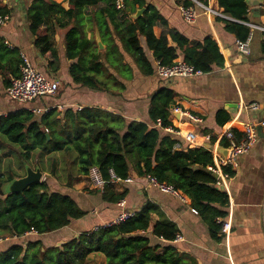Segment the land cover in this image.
Instances as JSON below:
<instances>
[{"label": "trees", "instance_id": "1", "mask_svg": "<svg viewBox=\"0 0 264 264\" xmlns=\"http://www.w3.org/2000/svg\"><path fill=\"white\" fill-rule=\"evenodd\" d=\"M199 1L208 4V0ZM177 2L183 7L197 6L193 0ZM100 3L104 6L95 14L103 41L108 45L105 53L99 50L98 42L89 40L80 31L82 10ZM217 3L218 9L233 18L217 17L225 23V29L237 40H246L253 31L246 23L250 22L251 7L245 0H217ZM138 6L145 11L133 17ZM0 13L11 14L5 0H0ZM57 15L80 19L65 37L66 56L74 60L70 76L77 85L96 90L115 87L110 83L119 85L118 76L104 75L108 66L125 69L123 75L131 78L125 54L144 75H153L155 65L148 58L141 37L155 61L162 65L185 61L207 73L225 63L218 43L211 37L195 42L176 30L158 34L155 26L166 21L145 0H126L124 9H118L114 0H70L69 9L54 0H34L28 9V20L32 33L37 35L36 46L42 53L53 51V46L48 31L41 33L40 26ZM111 25L118 39L111 37ZM22 62L18 48H9L0 42V73L5 87L20 77ZM174 95L171 88L158 89L152 95L148 121L128 120L100 107L68 108L63 112L53 109L42 114L18 109L0 116V155L6 158L7 164L4 170L0 157V183L24 175L11 164L12 150L22 168L26 164L33 166L35 162L34 167L39 166L65 187H72L78 176H86L92 167H98L106 180L102 189L104 198L110 202L124 199L123 194L114 190L110 171L127 178L134 170L140 176L155 177L187 195L192 207L215 234L221 229L218 218L227 214L218 205L226 206L228 195L218 187V178L210 169L215 167L213 152L205 147H189L180 135L167 131L168 127L177 129L170 118ZM217 120L224 125L230 115L220 111ZM232 131L237 138L242 136L239 129ZM221 144L228 146V139L224 137ZM222 170L229 176L234 173L230 166ZM151 211L147 208L120 224L83 232L60 245L46 246L41 239L21 243L12 237H21L30 231L38 235L57 231L85 214L72 196L52 189L47 179L34 183L23 192L0 196V237L5 243L4 246L0 242V264H87L89 256L96 252L105 255L107 264H195L173 244H152L147 234L138 233L150 228ZM152 233L172 242L179 231L174 223L163 219L154 225Z\"/></svg>", "mask_w": 264, "mask_h": 264}, {"label": "crops", "instance_id": "2", "mask_svg": "<svg viewBox=\"0 0 264 264\" xmlns=\"http://www.w3.org/2000/svg\"><path fill=\"white\" fill-rule=\"evenodd\" d=\"M5 1L11 14L7 22L0 25V42L9 48H18L34 67L58 83L59 90L55 96L18 101L7 93L8 87L3 85L4 77L0 73V116L18 109L42 114L53 109L63 112L68 108L100 107L123 115L128 120L148 121L152 95L160 88H171L175 93V105L202 118V122L197 123L183 113L171 115L177 129L182 131V138L188 131L194 134L192 142L185 140L184 143L189 147L210 149L214 154L215 165L219 164L220 156L226 153V147L221 141L227 130L237 128L241 132L244 124L264 118V31H253L251 52L243 54L237 48L235 35L225 29V23L218 20L217 16L205 13L196 6L199 15L195 22L189 23L184 19L183 6L177 0H145L166 21L165 24L158 22L155 26L158 34H169L171 30H176L195 42L211 37L224 55V65L196 76L160 78L156 73L155 58L141 37L148 58L155 65L154 74L144 75L132 58L125 54L132 77L126 78L123 75L122 70L125 69L108 66L104 75L118 76L119 85L110 83V86L115 87L96 90L75 84L70 76V66L74 60L66 56L65 37L80 19L57 15L43 23L40 32L46 34L48 31L53 51L42 53L36 46L37 35L32 33L28 20V9L34 0ZM54 1L65 9L70 7V0ZM208 3L218 8L217 0H208ZM103 6L100 3L82 10L83 24L80 31L91 41L97 42L101 38L103 47L99 50L104 52L108 45L103 41L95 14ZM132 16L136 17V13ZM67 22L70 24H65ZM249 23L264 26V6L255 9L251 7ZM110 29L111 37L117 36L113 25ZM250 104H258L260 108H246ZM220 111L230 115V120L224 125H220L217 120ZM232 170L234 173L231 176L220 177V183L217 184L227 192L228 204L223 207L218 205L227 214L218 218L217 223L221 229L215 234L201 214L192 207L187 195L162 191L147 176H140L134 170L130 173L132 182H112L114 190L124 195L120 202L107 201L103 190L93 186L88 175L78 176L72 187H65L55 177L44 172L43 180L47 179L52 189L72 196L85 214L57 231L43 235L30 231L12 239L21 243L28 239H41L46 246L60 245L83 232L108 226L122 211H131L137 215L151 208L150 228L138 233L147 234L152 244H173L195 264H264V129L249 152L238 157L237 165ZM163 219L176 225L181 239L168 242L153 235L154 225ZM226 222L229 223L227 232L223 231ZM2 245L5 246V243L2 242ZM98 261L107 264L105 255L97 252L89 256L87 264H97Z\"/></svg>", "mask_w": 264, "mask_h": 264}, {"label": "built area", "instance_id": "3", "mask_svg": "<svg viewBox=\"0 0 264 264\" xmlns=\"http://www.w3.org/2000/svg\"><path fill=\"white\" fill-rule=\"evenodd\" d=\"M197 7L204 10L205 13H211L217 17L225 18V19H233L226 13L222 12L218 8L211 7L208 4H205L199 0H193ZM125 2L126 0H114L115 6L118 9H124L125 8ZM182 13L184 16V19L189 22L193 23L198 17V12L196 7H182ZM9 19V15H3L0 13V25H3L7 22ZM251 29L254 31L255 29H259L261 31H264L263 25H258L254 23L246 22ZM253 31L249 34L246 40L240 41L238 40L236 45L238 50L243 54H250L251 52V40L253 36ZM23 62L21 64V74L20 77L13 79L12 84L8 87L7 93L15 100L18 101H32L34 99H37L39 97H51L55 96L58 93L59 86L58 83L47 77L42 71L37 69L33 66L30 59L22 54ZM156 73L160 78L163 79H170L173 77H190V76H196L200 75L203 72L200 70H196L192 65L186 63L185 61H179L173 65H162L158 61H156ZM248 109H259L260 106L258 104H250L247 105ZM35 111H42L41 109H34ZM173 113H183L186 116H188L189 119H191L194 122L200 123L202 122V118L194 113L185 112L182 110V108L178 105H174L172 107ZM262 127L264 129V118H262L259 121H251L243 125L242 128V136L240 138H237L235 136V133L232 130H227L225 132L224 137L228 139L229 145L226 146L227 154L221 155L219 159V164H216L215 167H210V169L218 174V181L217 184L220 183L219 178L220 177H229L228 174H225L222 170V167L224 166H230L231 168L233 166L237 165L238 157L240 155L246 154L249 152L251 147L258 141L259 139V128ZM168 131L175 133L176 135H180L182 131L179 129H175L172 127L166 128ZM183 138L186 141L192 142L194 139V134L191 131H188L185 133ZM179 146V144H177ZM111 182H132L133 178L129 175L127 178H121L116 173L111 170ZM88 177L92 183L93 186L98 187L100 189H103L106 180L102 177V174L98 167H92L90 169V172L88 174ZM150 182L154 185H156L159 189L165 192L174 193L176 195H179L180 192L175 190L172 186L167 185L165 183L159 182L155 177L147 176ZM124 204V202H122ZM136 216L134 212L131 211H122L115 219L114 221L109 224H120L126 220H129ZM229 230V223H224L223 231ZM34 232V231H33ZM182 236L177 234L176 239H181ZM4 239L3 237H0V242H2Z\"/></svg>", "mask_w": 264, "mask_h": 264}, {"label": "water", "instance_id": "4", "mask_svg": "<svg viewBox=\"0 0 264 264\" xmlns=\"http://www.w3.org/2000/svg\"><path fill=\"white\" fill-rule=\"evenodd\" d=\"M246 3L252 8H258L264 6V0H245ZM144 11V8L139 9L136 13V17L140 16ZM99 46L102 48L103 43L101 38L97 39ZM259 135L262 133V127L258 130ZM47 136L50 137L49 133ZM225 155L227 154V149ZM25 174L21 177L14 178L13 180L7 183H0V194L6 196L12 193L23 192L25 189L30 187L32 184L43 181L44 172L39 166L32 167L31 165L26 164ZM215 176L218 177V174L215 173Z\"/></svg>", "mask_w": 264, "mask_h": 264}, {"label": "rangeland", "instance_id": "5", "mask_svg": "<svg viewBox=\"0 0 264 264\" xmlns=\"http://www.w3.org/2000/svg\"><path fill=\"white\" fill-rule=\"evenodd\" d=\"M0 157H1V159H2V164L4 165V170H5V168L7 167V164H6V158H4V156H1L0 155ZM9 159L11 160V164H12V166L20 173V174H24V172H26L25 171V168H22L21 166H20V164H19V161H18V159H17V157H16V155H15V152L12 150L11 152H10V155H9ZM4 160V161H3ZM35 162L33 163V165L35 166ZM0 196H2L1 194H0ZM97 264H100V262L98 261L97 262Z\"/></svg>", "mask_w": 264, "mask_h": 264}]
</instances>
